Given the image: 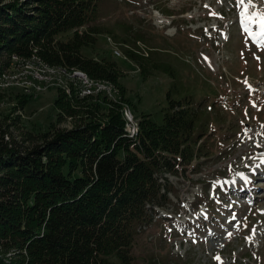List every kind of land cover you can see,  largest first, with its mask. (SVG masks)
<instances>
[{"label": "rangeland", "instance_id": "1", "mask_svg": "<svg viewBox=\"0 0 264 264\" xmlns=\"http://www.w3.org/2000/svg\"><path fill=\"white\" fill-rule=\"evenodd\" d=\"M246 5L249 15L264 14V0L100 2L102 33L83 53L114 60L122 88L97 79L107 87L77 94L103 97L105 105L121 94L127 131L144 115L160 123L168 97L190 96L206 132L192 167L164 173L174 188L171 203L139 227L133 264H264V179L249 178L259 167L264 172V35L260 15L242 21ZM127 49L171 64L176 77L158 70L143 76ZM32 55L12 54L0 72V131L23 151L52 126H72L70 118L58 117L55 99L60 90L73 94V72L82 71L48 67ZM236 180L238 191L253 190L252 198L235 195Z\"/></svg>", "mask_w": 264, "mask_h": 264}, {"label": "trees", "instance_id": "2", "mask_svg": "<svg viewBox=\"0 0 264 264\" xmlns=\"http://www.w3.org/2000/svg\"><path fill=\"white\" fill-rule=\"evenodd\" d=\"M100 2L0 0V72L12 54H35L50 67L122 88L114 60L83 53L102 33ZM126 51L143 76L176 77L171 64ZM73 90L55 99L70 128L54 125L24 151L0 131V264H133L139 227L171 203L164 173L192 167L204 152L206 132L190 96L168 97L162 121L144 115L130 135L121 94L105 105Z\"/></svg>", "mask_w": 264, "mask_h": 264}, {"label": "bare ground", "instance_id": "3", "mask_svg": "<svg viewBox=\"0 0 264 264\" xmlns=\"http://www.w3.org/2000/svg\"><path fill=\"white\" fill-rule=\"evenodd\" d=\"M34 57V56H33ZM30 59V58H29ZM39 61V60H38ZM39 62H41V61H39ZM42 63V62H41ZM43 65H45V66H48V65H46V64H44V63H42ZM48 67H50V66H48ZM52 68H54V67H52ZM73 76H76L77 78L78 77H81V79H83V80H81V79H77V83H78V85H77V88H78V93L80 94V95H86V94H89V93H92L93 91H99V92H101L100 91V89H105L106 87H107V84H105V83H102L101 81H99V80H97V79H91V78H89L87 75H86V73L85 72H82V71H79V70H77V71H75V73L73 72ZM90 85H93V86H91L90 87ZM109 88V87H108ZM108 88H107V90H108ZM96 93V92H95ZM98 93V92H97ZM129 114L127 115V117H128V119H130L129 118ZM137 129H138V126H133L132 128H129V130L128 131H130L129 132V134L130 135H134V134H136V132H137ZM250 150L249 149H246V152L248 153ZM262 151H264V148H262V149H260V151L259 152H262ZM248 167V165L247 166H245L244 168H247ZM259 173H261L260 171H259ZM262 173H264V172H262ZM261 175V174H260ZM262 177V176H261Z\"/></svg>", "mask_w": 264, "mask_h": 264}, {"label": "snow or ice", "instance_id": "4", "mask_svg": "<svg viewBox=\"0 0 264 264\" xmlns=\"http://www.w3.org/2000/svg\"><path fill=\"white\" fill-rule=\"evenodd\" d=\"M219 2V0H218ZM251 0H249V3ZM240 4H244V0H239ZM260 15V26H261V35H264V14H259V13H252L251 15L248 14V6L246 5L244 7V10L240 13V16L242 18V21H247V20H252L253 16ZM245 31L248 32L249 29L247 26H245ZM242 179H245L247 182V178L243 176V174H240ZM219 259V257H217Z\"/></svg>", "mask_w": 264, "mask_h": 264}, {"label": "built area", "instance_id": "5", "mask_svg": "<svg viewBox=\"0 0 264 264\" xmlns=\"http://www.w3.org/2000/svg\"><path fill=\"white\" fill-rule=\"evenodd\" d=\"M113 53H114V55H116V56H119V55H120V52H118V50H114ZM77 79H81V77H78ZM81 80H83V79H81ZM91 86H93V85H90V87H91Z\"/></svg>", "mask_w": 264, "mask_h": 264}]
</instances>
